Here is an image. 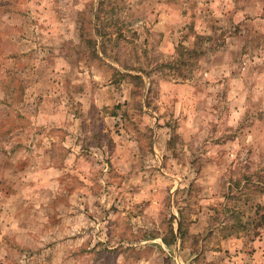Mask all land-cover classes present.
Instances as JSON below:
<instances>
[{
	"label": "rangeland",
	"instance_id": "374dc122",
	"mask_svg": "<svg viewBox=\"0 0 264 264\" xmlns=\"http://www.w3.org/2000/svg\"><path fill=\"white\" fill-rule=\"evenodd\" d=\"M0 264H264V0H0Z\"/></svg>",
	"mask_w": 264,
	"mask_h": 264
}]
</instances>
